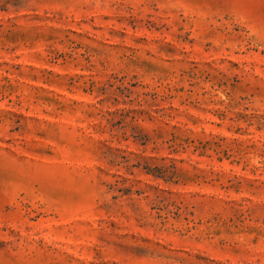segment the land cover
<instances>
[{"label": "rangeland", "instance_id": "rangeland-1", "mask_svg": "<svg viewBox=\"0 0 264 264\" xmlns=\"http://www.w3.org/2000/svg\"><path fill=\"white\" fill-rule=\"evenodd\" d=\"M0 264H264V0H0Z\"/></svg>", "mask_w": 264, "mask_h": 264}]
</instances>
